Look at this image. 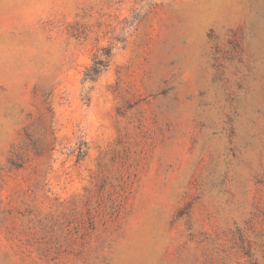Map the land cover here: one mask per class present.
<instances>
[{
  "label": "rangeland",
  "instance_id": "1",
  "mask_svg": "<svg viewBox=\"0 0 264 264\" xmlns=\"http://www.w3.org/2000/svg\"><path fill=\"white\" fill-rule=\"evenodd\" d=\"M0 264H264V0H0Z\"/></svg>",
  "mask_w": 264,
  "mask_h": 264
},
{
  "label": "trees",
  "instance_id": "2",
  "mask_svg": "<svg viewBox=\"0 0 264 264\" xmlns=\"http://www.w3.org/2000/svg\"><path fill=\"white\" fill-rule=\"evenodd\" d=\"M113 46H106L103 47L100 51V53L95 55V58L93 60V63L91 66H89L83 77V82L84 83H89L93 84L95 83L100 75L107 70L109 67V64L111 62V59L113 57ZM89 86V90L92 88V86ZM83 99L85 100L86 103L90 101L89 97V91H86V94L84 95ZM85 156V151L81 150L78 155H77V160L83 159Z\"/></svg>",
  "mask_w": 264,
  "mask_h": 264
}]
</instances>
